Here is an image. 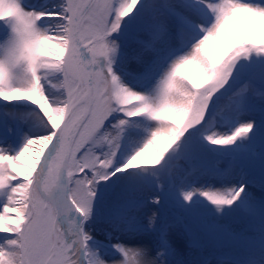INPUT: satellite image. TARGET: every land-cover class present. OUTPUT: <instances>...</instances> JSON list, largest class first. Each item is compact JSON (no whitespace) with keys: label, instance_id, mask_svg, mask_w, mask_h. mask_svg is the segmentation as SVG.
<instances>
[{"label":"snow or ice","instance_id":"obj_1","mask_svg":"<svg viewBox=\"0 0 264 264\" xmlns=\"http://www.w3.org/2000/svg\"><path fill=\"white\" fill-rule=\"evenodd\" d=\"M0 264H264V0H0Z\"/></svg>","mask_w":264,"mask_h":264},{"label":"bare ground","instance_id":"obj_2","mask_svg":"<svg viewBox=\"0 0 264 264\" xmlns=\"http://www.w3.org/2000/svg\"><path fill=\"white\" fill-rule=\"evenodd\" d=\"M150 155H152V153H151L150 150H148V151L146 152L145 156H150ZM141 159H144V157H142Z\"/></svg>","mask_w":264,"mask_h":264},{"label":"rangeland","instance_id":"obj_3","mask_svg":"<svg viewBox=\"0 0 264 264\" xmlns=\"http://www.w3.org/2000/svg\"><path fill=\"white\" fill-rule=\"evenodd\" d=\"M150 151H151V149H149ZM151 153H152V151H151Z\"/></svg>","mask_w":264,"mask_h":264}]
</instances>
